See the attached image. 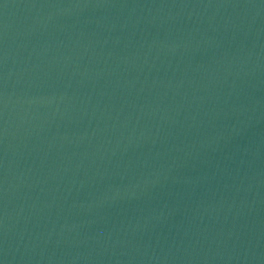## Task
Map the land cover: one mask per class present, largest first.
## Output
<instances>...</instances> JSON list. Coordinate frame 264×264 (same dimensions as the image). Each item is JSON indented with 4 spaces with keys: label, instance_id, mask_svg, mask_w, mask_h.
<instances>
[{
    "label": "water",
    "instance_id": "95a60500",
    "mask_svg": "<svg viewBox=\"0 0 264 264\" xmlns=\"http://www.w3.org/2000/svg\"><path fill=\"white\" fill-rule=\"evenodd\" d=\"M0 264H264V0H0Z\"/></svg>",
    "mask_w": 264,
    "mask_h": 264
}]
</instances>
